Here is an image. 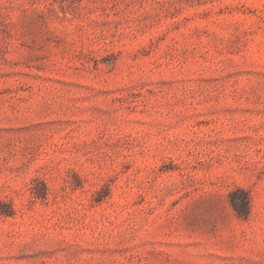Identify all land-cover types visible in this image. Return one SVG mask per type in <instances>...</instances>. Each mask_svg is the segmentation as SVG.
<instances>
[{"label": "rangeland", "instance_id": "rangeland-1", "mask_svg": "<svg viewBox=\"0 0 264 264\" xmlns=\"http://www.w3.org/2000/svg\"><path fill=\"white\" fill-rule=\"evenodd\" d=\"M0 264H264V0H0Z\"/></svg>", "mask_w": 264, "mask_h": 264}]
</instances>
